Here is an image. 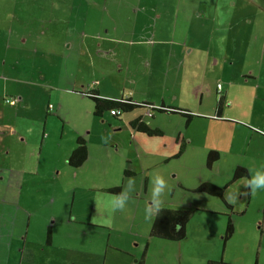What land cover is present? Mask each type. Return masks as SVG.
I'll list each match as a JSON object with an SVG mask.
<instances>
[{
    "label": "rangeland",
    "instance_id": "rangeland-1",
    "mask_svg": "<svg viewBox=\"0 0 264 264\" xmlns=\"http://www.w3.org/2000/svg\"><path fill=\"white\" fill-rule=\"evenodd\" d=\"M150 1L22 0L21 7L28 10L32 5L37 12L32 20L23 10L15 19L0 21V30L22 31L30 26L35 34L47 30L43 28L51 31L44 45L37 35L25 45L19 42L25 37L0 32V158L7 166L13 163L5 168L0 181V230H11L4 214L12 211V204L29 197L23 204L24 213L29 210L34 214L28 244L24 242L28 223L21 213V229L15 234L22 241L9 242L5 254L0 253V264H209L210 260L256 264L258 253L259 264H264V189L252 192L243 187L248 183L245 179L229 185L228 195L240 193L235 212L221 199L196 191L204 179H229L227 159H221L219 169L209 170L206 146L211 143L225 149L222 157L246 162L258 158L260 167L253 169L252 175L264 173V139L243 121L251 122L253 116L254 123L259 120L256 115L264 108V83L258 80L252 84L242 75L263 68L245 60L216 62L219 54L225 55L220 49L222 39L226 53L233 56V45L239 40L250 46L261 42L260 28L253 30L245 18L247 13L235 16L226 26L219 19L206 22L190 16L189 44L182 43L185 38L180 34L155 29L176 22L178 33L185 16L180 14L176 21V10L169 17L164 12L190 0H162L165 8ZM226 1H221L220 15L228 14L222 12ZM39 2L47 4L48 14L75 21L74 30L94 42L93 51L82 52L79 46L80 50L70 49L62 40L71 22L53 20L44 25ZM201 3L191 0L190 6L199 12L205 9ZM4 4L0 1L3 18L8 14ZM249 10L250 4L245 12ZM109 26H115L111 35ZM104 36L113 40L103 46L115 48L98 46ZM37 45L46 53L34 51ZM96 87L104 97L117 99L129 94L147 105L123 111L121 120L112 111L98 116L95 100L86 95ZM222 96L229 121H217L215 115ZM7 97L16 100L8 103ZM164 100L167 106L188 109L196 117L188 124L186 116L150 111L149 105L160 107ZM139 117L166 131L169 146L163 149L167 152L176 147L175 139L182 131L187 140L183 156L165 161L152 155L150 151L162 147L163 139L151 145L137 139L145 136L131 124ZM79 136L89 144L90 157L83 166L75 167L69 160ZM24 161L28 166L21 165ZM157 178L165 181L166 188L154 197ZM118 186L123 187L121 194L110 192ZM34 190L36 201L31 199ZM157 200L159 209L193 212L187 238L173 241L152 235ZM120 201L124 202L122 208L118 207ZM50 217L57 220L53 246L45 239ZM230 220L235 231L228 238Z\"/></svg>",
    "mask_w": 264,
    "mask_h": 264
},
{
    "label": "crops",
    "instance_id": "crops-1",
    "mask_svg": "<svg viewBox=\"0 0 264 264\" xmlns=\"http://www.w3.org/2000/svg\"><path fill=\"white\" fill-rule=\"evenodd\" d=\"M0 1H4L5 2V4H4L5 7L4 8H7V11L4 10V12H6V13L8 12V14L5 16V18L0 16V21L1 20L4 21V19H8V20L15 19L16 16H19V14H17V13H20L22 15L23 10L26 12V15L29 16V18H31V20L37 14V12L35 10H32V9H34V7L32 5H31V7L28 10H27V8L24 9L23 7H21V1L22 0H0ZM142 1H144V0H142ZM152 1L153 0H151L150 2H152ZM155 1L158 2L159 6L161 8H165L166 7V6H161L162 0H155ZM199 1L202 2L201 4H204V6H205V9H203L202 11H199V12H197L196 9L193 6H190L191 0L187 1L185 3L180 2V5H176L175 7H173V9L170 8L169 11L167 10V11L164 12V13L167 14V17H169V14H173L174 13L173 11L176 10V14H177V20L176 21L180 20L179 19V15L180 14L185 16L183 18L184 25L178 26V28H179L178 29V33H177V29L175 27L176 26V22H175L174 25H171L168 28H161V27L156 28L155 32H158V31L163 32V31H165V32L170 33V34H175V35L176 34H180L181 37L185 38V41L182 40L183 41L182 43L186 42L187 44H189V34L191 33L190 32L191 28H187V25H190L188 23V19H189L190 16H191V18H192V16H195L198 19H201L202 21L205 20L206 22H211V21L217 22V20L219 19L221 21V23H222V26H226V25H230L231 23H233V22H231V20L235 16L236 17H242L243 15L241 16V14L247 13V16H245V18L249 19V22L254 27L253 30L256 32L257 29L260 28L258 33L263 38L261 39V42H258L259 46H257L258 43L255 44V45H251L250 46V44H248V42H243L242 43L241 40H239V44H240L239 49L237 47L239 44L235 43L233 45V48H234L233 56H231L232 55L231 53H229V52L226 53L225 44H224L223 39H222V46H220V49L222 50V52H225V55L219 54V57L217 58L216 62L219 63L220 61H223V62L230 61L232 64H235V63H237L240 60H245L246 63L249 61V63L256 64L259 68H260V64H261V68H263V69L260 70L258 68L259 71H257L255 68H252V70L250 69L247 72H244V73L242 72V75H245L247 77V79L249 80V82H253L252 84H254V82L258 81V80H260V83H264V0H249L250 2H244V0H227L224 3V5L227 8H229L231 11H229V9H227V8H226L225 11H222V12H228L227 15H225V14L220 15L219 14V7L221 9L223 8L221 6V1L222 0H199ZM238 1H240L242 4H240ZM39 4H41L42 7H43L41 9V14H42V19L44 21V25H48L53 20H56V21L57 20H61L63 22H68V23L71 22V25L68 27V30H67L69 33L67 35H64V39L62 40V41L66 42V45H67V43H69L70 49L75 50V48H78V46H79L81 48V50L79 48L78 49L80 51H82V52H84V51L85 52H89V51L92 52L93 51L92 47L94 45L93 44L94 42L93 43L89 42L90 41L89 38L85 39V36H82V35L76 33V31L73 28V27H75V25L73 23L75 21H72L70 18L69 19H65V18L64 19H61V18L58 19L56 16L48 14L49 8L47 7V4H45V3L42 4V2H39ZM237 4H240L241 7H240V9L237 10L236 14H234V12H235V10L237 8L236 7ZM248 4H250V10H249V12H247V11L245 12V8L247 7ZM230 5H232L233 8H231ZM232 9H234V11ZM20 10H22V11H20ZM51 12H54V11L51 10ZM160 17H162V16H160ZM27 20H29V19H27ZM114 27L115 26H113V27L109 26L108 27V29H107L108 35H111V31H112V29ZM43 29H47V30H44L42 32L40 30L39 33L35 34L33 32L35 29H32V27H30V26L25 27V29L22 30V31H15L13 29L11 30V28L8 29L7 27H3L0 30V32H2L3 35H6V36L10 35L11 37H13V36H15V37L21 36L22 38L25 37V39L23 41L21 39L19 40L20 43H23L25 45H27L26 43H27L28 39L32 35L33 36L37 35L39 37L38 41L42 45H44L45 43H47V40H48L47 36L51 35V33H50L51 31H49V28H43ZM186 29H187V32H186ZM255 32H253V33H255ZM93 37L97 38L96 36H93ZM93 37H91V38H93ZM107 37L109 39H106L105 36H104L103 41H100V44L99 45L96 44V45L102 47L103 43H107V42H110L111 40H113L112 36H107ZM82 42H83V44H82ZM169 42H172V41L169 40ZM15 44H16V42H15ZM83 46H84V49H83ZM246 46H248V47L245 48ZM105 47H109V45L107 44L106 46H103V48H105ZM113 48H115V45L110 46L108 49H113ZM193 49L194 48H192L190 51L192 52ZM244 49H246V50H244ZM34 51H36L37 53H39V52L40 53H46L44 51H40V46L39 45H37V47H35ZM209 52H210V49H209ZM250 52H251V54H250ZM227 55H228V57H227ZM102 56H103V53H102ZM251 58H252V60H250ZM94 89L98 90L99 94L102 96L101 89H99V87H96ZM90 91L91 90H88L86 93H88ZM248 93L251 96L252 95V90H249ZM262 93L264 94V88L262 90ZM126 98H128V100L129 99H133V101H136V100H134L133 96L129 95V94L127 96H124L123 98H117V99L120 100V99H126ZM224 98H225V96L224 97L222 96L220 98L221 101L218 102L219 105H217V107H216V112L217 113H215V115H220L221 114V116H222V118H218L217 117V121H229L230 120L228 118H225V115H224V111H223L224 110ZM261 99L264 100V95H262ZM136 102H139V101H136ZM152 104H155V103H152ZM167 104L168 103L166 102V100H164V102L161 104L160 107L154 106V108H155L154 111H158L159 113H173L174 115L186 116V117H188V119H187V123L188 124H189V122H191L192 119H194L196 117V115L193 114L191 111H188V109H176V108H173L172 106H167ZM220 106H221V113L218 114V108ZM160 109H163V110H160ZM258 110H259V114L260 115H258V114L256 115L257 118L259 117V120L257 121V123H254V121H256L254 116L251 118V120H250L251 122H246V120H243V121H245L246 124H244V125H245V127L247 129H252L254 131V133L260 134L262 136V139H264V108L261 107ZM106 111H110V110H106ZM211 114H213V113H211ZM116 117H117L118 120H121L122 116H120V117L116 116ZM154 117H155V113H154ZM153 125H154V123L152 125H150V126L154 130H156L157 133L148 134V133L142 132V130H140V133H142L143 135L145 134V136H144V138H142V136H138L139 138H137V139L145 141V142L149 143L150 145L153 142H154V144H156L157 142H160L159 141L160 139L161 140L163 139V141L161 143L162 147L159 148L160 150L158 149L159 150L158 151L157 149H153V150L150 151V153L152 155L155 154L156 156H159V157L161 156V157L165 158V161H169L170 159L181 158L183 156V153L185 152V149L187 148V140H186L185 137H182V135H181L182 131H181L180 134H178V136L175 139L176 147L173 146L171 151L167 152V151H164V149L169 146L168 141H166V139L164 137L166 131L163 130L162 127L158 128L157 125H154V126ZM155 137H157L158 139L155 138ZM153 138H155V140H151ZM23 141H25V138L23 139ZM178 144H180L181 146L179 147ZM163 147H164V149H163ZM206 147H207L206 151L208 152V154H209V152L211 150H215V149H216V151H219V153H220V158H219V160L217 162L215 161L214 163L209 164V161H208L209 170L215 169V168L219 169L220 167H218V165L221 164L220 161H221L222 158H223V161L227 159L228 163L230 164V166H228V167H230L232 173L231 172L229 173V175H228L229 179L228 180L219 182V181H216L215 179H212V181L215 182L217 185L225 186L224 199L223 198H219V197H217V198L221 199L224 203H226L227 206H229V205L232 206L231 209L235 212L236 210L239 209V207H238L239 203H238L237 200H236V203H234V204L230 203L228 201V197L230 195H232V193H229V195H228L227 189L229 190V185H231L232 183H235L238 180L245 179V180H247V182H249L253 178V175H252L253 169L259 168L260 167V162H259L258 158H255V157L252 158V162H246V161L238 160L237 158L233 159L229 155H227V157H225V156L222 157V151H224L225 149L223 150V148L221 146H217L215 143H211L209 146H206ZM72 152H73V150H72ZM72 152H71V154H72ZM1 158H0V162H1L0 163V181H3L4 180L3 173H5V168H9L10 165H11V167H13V163H10V165L7 166L4 163V162H7V161H3L4 159H1ZM20 164H21V162H20ZM21 165L22 166L23 165L28 166V162L24 161V164H21ZM239 166H245L250 172V177H247V178L243 177V178H240V179H236L235 178V172H236L237 167H239ZM16 168H19V166H16ZM20 169L22 171L21 167H20ZM43 176H46V175L42 174V177ZM31 178L34 179V175H31ZM205 180H208V179H204L200 183L202 184V182L205 181ZM33 200H34V198H33ZM15 204H12V207H11L12 208V211H11L12 214L9 211H7L4 214L5 216L6 215H12V218L14 219V221L12 220L13 223L15 222V220H19V216H20V214H18L20 209ZM246 206H247V204H246ZM247 208H248V206H247ZM262 212H263V219H264V211H262ZM262 230L264 232V222H263ZM2 233H3V231L0 230V234H2ZM2 239H4V238L1 237V239H0V250H1V248H3V246L7 245V243L2 241ZM12 242L14 243V241H12ZM1 243H2V245H1ZM9 252H11L10 249L7 252V254H9ZM0 256H1V254H0ZM260 256L261 255L258 253V256L256 257V264H259L260 259H261Z\"/></svg>",
    "mask_w": 264,
    "mask_h": 264
},
{
    "label": "trees",
    "instance_id": "trees-1",
    "mask_svg": "<svg viewBox=\"0 0 264 264\" xmlns=\"http://www.w3.org/2000/svg\"><path fill=\"white\" fill-rule=\"evenodd\" d=\"M95 101L96 105V114L98 116H103L106 110H120L121 113L115 116H122L123 111H132L140 106H145L147 104H143V102H136L133 99H113L110 97H103L99 94V91L96 89H92L90 92L87 93ZM150 111H154L155 108L152 105H149ZM163 110V109H160ZM132 126L138 130H142V132H146L148 134L157 133L149 124H147L143 117L136 118L134 121L131 122ZM89 144L87 143L86 139L80 136L78 138V145L76 146L75 150L73 151L69 164L75 167L83 166L86 161L89 160L90 151H89ZM220 158L219 151L211 150L208 154V161L209 164L217 162ZM247 178L250 177V172L245 166H239L235 172V178ZM121 186L111 189L113 193H120ZM196 191L208 193L215 197L223 198L225 195V186H220L215 184V182L206 181L203 182L196 188ZM231 208L232 206L229 205ZM193 212L191 210H184V209H170L167 207L160 208L155 218V222L153 223L152 227V235L156 237H164L168 238L169 240H180L185 239L188 236L187 232V224L192 217ZM235 224L232 220L227 227L228 229V238L234 234L235 231ZM209 264H223V261H213L210 260Z\"/></svg>",
    "mask_w": 264,
    "mask_h": 264
},
{
    "label": "flooded vegetation",
    "instance_id": "flooded-vegetation-1",
    "mask_svg": "<svg viewBox=\"0 0 264 264\" xmlns=\"http://www.w3.org/2000/svg\"><path fill=\"white\" fill-rule=\"evenodd\" d=\"M221 113V106L218 108V114H220ZM216 117H218V118H222V116H221V114L220 115H217ZM84 138V137H83ZM75 150V149H74ZM73 150V151H74ZM73 153V152H72ZM72 155V154H71ZM30 175V174H29ZM31 176V175H30ZM31 178V177H30ZM118 187H120V186H118ZM121 192L120 193H114V194H121L122 192H123V187L121 186ZM114 189V188H113ZM35 192V190L33 191V193ZM110 192H111V190H110ZM111 193H113V192H111ZM21 195H24V192H22L21 193ZM23 198H25V195L24 196H22V197H20V199H22V201H23ZM34 198V200L33 201H36V199H35V193L33 194V196L31 197V199H33ZM28 200H30L29 199V197H27V198H25V200L23 201V203H19V204H16L17 205V207H19V212H20V216H21V213L23 214V216H24V214L26 215V218H25V221L28 223V227H27V231H26V233H25V236H24V242H26V244H28V242H29V239H28V233H30V229H31V227H32V223H33V221H32V219L34 218V214H32V212H30L29 210H27V213H24V207H23V204H25L26 202H28ZM19 212H18V214H19ZM11 213V212H10ZM12 214V213H11ZM20 216H19V218H20ZM4 217H5V215H4ZM2 218L3 217H0V220H2ZM52 219H54V218H49L48 220H49V223L47 224V227H48V229H47V232H46V234H45V239H46V243H47V245H49V246H53L55 243H56V231H55V225H54V223L55 222H57V220L56 219H54L53 220V222H52ZM7 220H9L10 221V225H11V230H9V227H8V229L4 232L3 231V233L2 234H0V236L2 237V238H4V239H2V241H4L5 243H7V245L6 246H3V248H1V254H5V252H6V250H7V248H8V244H9V242L10 241H14V240H18L19 239V237H16V229H18V228H21V224H19V220H15V222L13 223V221H14V219L12 218V215H8V217H7ZM13 220V221H12ZM8 225V224H7ZM42 226H43V223H42ZM13 229H14V231H13ZM2 231V230H1ZM33 239V238H32ZM19 240H21V238L19 239ZM22 241V240H21ZM25 249V252H26V248H24ZM221 261H223V260H221ZM224 263V262H223Z\"/></svg>",
    "mask_w": 264,
    "mask_h": 264
},
{
    "label": "clouds",
    "instance_id": "clouds-1",
    "mask_svg": "<svg viewBox=\"0 0 264 264\" xmlns=\"http://www.w3.org/2000/svg\"><path fill=\"white\" fill-rule=\"evenodd\" d=\"M131 184V182H130ZM243 187L251 189L252 192H255L257 190H261L264 189V173H257L255 176H253V178L247 183L245 184ZM166 188V184L165 181L162 179L157 178L155 181V188L153 190V195L154 197H159L163 191ZM240 193H233L232 195H230L228 197V201L230 203H236L237 197ZM156 204V210H159V201L157 200L155 202ZM124 206V202L120 201L118 204V207H123ZM149 215H151V210H149Z\"/></svg>",
    "mask_w": 264,
    "mask_h": 264
},
{
    "label": "built area",
    "instance_id": "built-area-1",
    "mask_svg": "<svg viewBox=\"0 0 264 264\" xmlns=\"http://www.w3.org/2000/svg\"><path fill=\"white\" fill-rule=\"evenodd\" d=\"M219 88H221V84H219ZM14 101H12V99H9V97H7V101H8V103H14L15 102V100H16V98L15 99H13ZM113 112V114L114 115H118V114H120L121 113V111L120 110H113L112 111Z\"/></svg>",
    "mask_w": 264,
    "mask_h": 264
}]
</instances>
